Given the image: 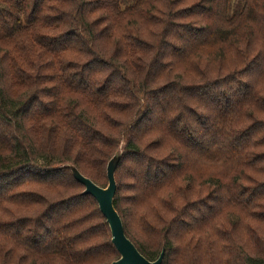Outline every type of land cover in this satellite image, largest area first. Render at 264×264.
Returning <instances> with one entry per match:
<instances>
[{"label": "trees", "instance_id": "16d2710c", "mask_svg": "<svg viewBox=\"0 0 264 264\" xmlns=\"http://www.w3.org/2000/svg\"><path fill=\"white\" fill-rule=\"evenodd\" d=\"M264 264V0H0V264Z\"/></svg>", "mask_w": 264, "mask_h": 264}, {"label": "water", "instance_id": "95a60500", "mask_svg": "<svg viewBox=\"0 0 264 264\" xmlns=\"http://www.w3.org/2000/svg\"><path fill=\"white\" fill-rule=\"evenodd\" d=\"M123 146H120L106 165L107 185L98 186L89 178L83 176L74 166L62 165L68 168L76 181L84 186L83 194L91 195L98 203L99 210L105 217L111 234V242L115 246L119 258L109 264H161L164 256V248L155 260L145 258L126 237L122 221L114 208L113 197L116 190L115 169L121 157Z\"/></svg>", "mask_w": 264, "mask_h": 264}]
</instances>
